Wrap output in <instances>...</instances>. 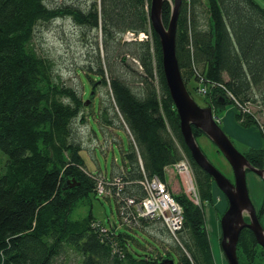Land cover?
<instances>
[{"label":"trees","instance_id":"trees-1","mask_svg":"<svg viewBox=\"0 0 264 264\" xmlns=\"http://www.w3.org/2000/svg\"><path fill=\"white\" fill-rule=\"evenodd\" d=\"M89 1L88 5L81 0H0V151L8 156L0 172V264H71L67 256L72 252L74 264H218L205 209V203L215 205L216 183L185 144L162 69L160 39L151 23V0ZM173 1L163 3L165 25L171 20ZM179 14L177 58L187 88L200 76L215 82L217 88L207 96L217 114L236 105L227 92L241 104L262 105L260 0H182ZM62 18L84 29L81 40L89 63L77 67V72L84 86L87 81L92 84L87 93L91 105L85 93L63 85L54 60L36 47L38 27ZM128 31L148 38L126 40ZM100 85L106 88L107 101L97 118L131 138L129 148L122 150L124 168L116 175L128 182L123 189L126 197L144 199L140 182L146 176L157 175L167 183V166L189 160L200 203L184 190L172 193L184 210L176 236L159 219L124 221L120 213L124 202L115 194L105 197L116 202L124 230L108 228L102 233L92 211L72 218L81 201L91 203L92 194L98 195L94 176L98 173L87 170L73 124L77 118L87 122L84 112L96 97L100 103ZM236 110L240 126L260 132L262 146L245 155L253 167L264 170V123L255 113L237 105ZM192 128L198 143L205 133ZM73 179L78 185L71 186ZM113 190L116 193V187ZM260 207L257 216L264 228V200ZM146 229L153 236L145 237L144 248L150 243L155 251L140 253L132 244L141 245L136 234ZM242 230L239 262L264 264V248L255 233L249 227ZM161 231L165 235L159 237ZM158 237L165 248L155 240Z\"/></svg>","mask_w":264,"mask_h":264},{"label":"rangeland","instance_id":"rangeland-1","mask_svg":"<svg viewBox=\"0 0 264 264\" xmlns=\"http://www.w3.org/2000/svg\"><path fill=\"white\" fill-rule=\"evenodd\" d=\"M48 1H56L62 3V1L65 0ZM169 1L171 2L172 0ZM83 2L88 5L90 4L89 0H81V3ZM260 2L264 5V0H260ZM85 7L87 8V6ZM37 31L38 33L35 38V42L38 52L47 57H50L51 60H54V62L56 63L57 71L61 76L63 85L71 86L75 90L77 89L80 95L85 93L84 95L87 98V93L89 91L92 92V84L89 81L85 82V89L84 82L82 81L80 74L77 72V67H83L89 63L87 62L89 54L83 48L81 40L83 38L82 33L84 32V29L77 25L74 20L70 18H62L54 20L49 24H41V26L38 27ZM124 38L127 40L126 35L124 36ZM132 39L140 38L139 36H137L136 38ZM137 68L140 70L139 67ZM196 87H198V81L191 80L188 84V89L191 90L192 97L201 107H208L210 101L209 96L206 97L201 94ZM97 94L98 96H100V103L99 99L96 97L92 107L88 108L84 112V116L87 115V118H89L87 122L82 123L80 121V118H77V120L73 124V128L75 129V137L81 140L83 144L81 155L85 160L87 170L95 174L99 173L103 175V173L111 174L113 171L112 169H114L116 165L121 168L123 167L124 159L122 158V148H120L119 137L123 140V145L125 148H129L130 140L129 137L126 136V133L124 131L116 130L115 126L108 127L104 123H102L100 118H97L96 114H98V112L101 110L103 102L105 103L107 101L106 88L100 85ZM89 100L90 99L87 98L86 102L91 105ZM261 104L262 105L252 103V109L257 115V118L263 124L264 103ZM90 116L92 117L90 118ZM252 128L257 131V135L259 139H261L260 132L256 128ZM227 134L230 140L235 143L236 147L241 153H246L249 151V149H246L244 147V143L240 142L238 138H235V136H231L228 132ZM198 144H200L209 161L216 165L217 168L226 176H228V178H230L233 182L235 177L233 175L232 166L229 164L224 154L218 152L217 147L212 143L210 138H208L206 135H203L198 138ZM7 160V154L3 151H0V172L5 169ZM181 161L186 163L189 167L188 171L181 170L179 167L173 169L174 171H176V173L181 175L182 178H184L185 183L184 187H181L178 181L176 183V186L178 187L179 185L180 190L178 191L184 190L189 199H192L194 197V189L198 191L195 183V178L193 177L192 167L190 166L189 160L187 158H183V160ZM246 175L250 196L252 198L254 206L257 207V210H259L264 200L263 176L261 177L260 175L252 171H248ZM167 185L169 184L167 183ZM168 187V189H170V192L173 193L174 191L170 188V186ZM213 187L215 205L205 203L206 218L208 220V231H210L211 242L213 243V249L216 256V262L218 264H229L226 255L222 251L221 247V238L223 232L221 230L220 218V215L223 216V214L227 211L229 202L228 198L225 196L223 191L219 189V187H217L215 184L213 185ZM175 190L177 189L175 188ZM106 195L110 196L105 193L101 195L92 194L91 203H89L88 201H81L79 207L72 212V218L79 219L88 216L92 211L98 220L97 222L103 223V227L106 225L105 227L112 230H118L120 228L124 230L120 224L116 202H114L112 199L109 200L108 198H106ZM212 224L214 225L213 229L211 228ZM148 230L152 229L148 228ZM148 230H145L146 233H141L138 230L136 236L139 242H141V245H139L138 243L132 244L137 252L141 253L146 250L144 248V246L146 245L145 240L146 238H152L153 236V231L149 233ZM163 235H165L163 231L159 232V237H162ZM159 237L155 240L157 242H160L159 244H161L162 247L165 248V243H162L161 238ZM147 245H149V247L146 250V253H149V251L151 250L155 251V247L152 244L149 243ZM67 259H71V264L76 263L75 254L73 252L69 253ZM175 263H178L177 257H175Z\"/></svg>","mask_w":264,"mask_h":264},{"label":"water","instance_id":"water-1","mask_svg":"<svg viewBox=\"0 0 264 264\" xmlns=\"http://www.w3.org/2000/svg\"><path fill=\"white\" fill-rule=\"evenodd\" d=\"M166 0H151V23L160 39L162 48V69L177 112H179L181 132L185 144L189 147L195 162L213 177L217 187L228 198V209L221 217V247L229 264H241L237 247L242 229L249 227L253 230L258 243L264 248V228L257 216V207L254 206L247 184V172L252 171L263 176L264 170L253 167L245 153H241L235 143L230 140L227 132L216 121L213 108L201 107L192 97L190 90L182 77L177 58V29L179 10L182 0H174L172 17L168 25L164 24L162 9ZM169 1V0H168ZM193 126L200 129L216 144L233 168L235 177L232 182L228 176L220 171L202 151L193 133ZM71 186L78 185L72 181ZM245 216L250 218L247 221Z\"/></svg>","mask_w":264,"mask_h":264},{"label":"built area","instance_id":"built-area-1","mask_svg":"<svg viewBox=\"0 0 264 264\" xmlns=\"http://www.w3.org/2000/svg\"><path fill=\"white\" fill-rule=\"evenodd\" d=\"M134 33L128 32L126 34L127 40L136 38ZM140 39L148 38L146 34L141 33L139 35ZM221 86V85H220ZM217 88V84L211 80L205 79L204 77H199L198 81V91L207 96L213 90ZM228 96L235 100L236 105L239 109H242L246 113H254L252 109V103L241 104L238 102L237 99L234 98L231 92H227ZM235 105V106H236ZM216 121L220 122V117H216ZM174 168H180L181 170H187L188 167L186 163L183 161L177 162V164L172 165ZM96 181H98L97 192L98 194H108L110 196H114L115 194L117 197H120L123 200L124 205L121 208V214L123 216L124 221H129L130 218L134 217V220L139 218L144 219H156L161 220L166 227L168 228L169 232L173 233L175 236L177 235L180 228L183 226L184 223V210L180 202L175 200L170 189H168V185L165 181L160 179L157 175L144 178V181H141L140 184L143 187V190L147 192L146 198L135 201L136 198L133 197H126L129 199H125L122 197V192L124 186L128 184V182L123 181L122 178L117 177L113 181L108 177L105 178L103 175H94ZM118 181H122L121 184ZM113 187H116V193L113 192ZM193 201L197 204L200 203L199 194L196 189H194L193 194ZM97 226L100 227L102 233H107L108 228L103 227L99 222L95 223Z\"/></svg>","mask_w":264,"mask_h":264},{"label":"crops","instance_id":"crops-1","mask_svg":"<svg viewBox=\"0 0 264 264\" xmlns=\"http://www.w3.org/2000/svg\"><path fill=\"white\" fill-rule=\"evenodd\" d=\"M238 110H236V107L234 105H230L228 107H226L224 109V111L219 112L221 114H217L218 117H220V121H221V126L222 128L225 129L226 132H228V130H231V128L233 130H235V133H230L228 132L231 136H235V138H238L240 142L244 143V147L246 149H251L253 147H260L262 146L263 142L261 141V139H259L258 135H257V131H255L253 128L252 129H245L243 127H241L238 124V121H236V114H237ZM126 133V136L129 137V140L131 139L128 132L124 131ZM244 133L245 135L249 136L247 139L245 138H239L238 136L240 134ZM117 136V135H116ZM118 137V136H117ZM120 139V148H123L121 150H125L126 148L123 145V140L119 137ZM124 168V164L123 167H119L118 165H116L114 167V169H112V173H106L108 176L113 177L114 175H118L119 171ZM174 167L172 166H168L167 170H166V178H167V183L169 184L170 188L176 193H179L178 190H180L179 185L178 187L176 186V183L179 181L180 186L184 187V178H182L181 175H179L178 173H176V171L173 170ZM175 188L177 190H175Z\"/></svg>","mask_w":264,"mask_h":264},{"label":"bare ground","instance_id":"bare-ground-1","mask_svg":"<svg viewBox=\"0 0 264 264\" xmlns=\"http://www.w3.org/2000/svg\"><path fill=\"white\" fill-rule=\"evenodd\" d=\"M128 32H131V31H128ZM198 90V89H197ZM228 132H230V133H235V130H233L232 128H231V130H228ZM239 138H245V139H247L249 136H247V135H245L244 133H242V134H240L239 136H238ZM103 176L105 177V178H107L108 177V175L107 174H103ZM115 178H117V176L116 175H114L113 177H111V180L113 181ZM118 183L119 184H121L122 183V181H118ZM146 196H147V192H145L144 193V198H146ZM122 197L124 198L125 197V199H129V198H126V195H125V193L123 192V194H122ZM135 201H139L138 199H135ZM213 224L211 225V228L213 229Z\"/></svg>","mask_w":264,"mask_h":264}]
</instances>
